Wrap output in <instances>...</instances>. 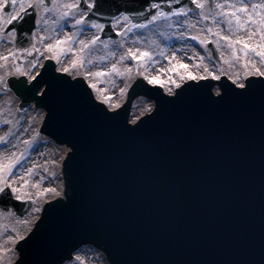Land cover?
I'll list each match as a JSON object with an SVG mask.
<instances>
[{
  "label": "water",
  "instance_id": "95a60500",
  "mask_svg": "<svg viewBox=\"0 0 264 264\" xmlns=\"http://www.w3.org/2000/svg\"><path fill=\"white\" fill-rule=\"evenodd\" d=\"M150 2L100 0L104 15L93 18L105 25L101 38L114 37L110 18L120 12L143 11L150 19ZM185 5L194 6L191 0L161 3L165 11ZM34 27L25 15L21 33L27 35L18 45ZM11 76L18 109L34 99L46 110L41 130L70 148L63 163L66 197L44 204L17 242L14 264H52L69 247L88 244L107 248L109 264H264V77L246 78L242 104L232 89L242 90L226 77L186 80L174 94L136 80L111 112L82 79L54 73L50 63L28 83ZM215 82L223 95L218 104L202 95L207 89L215 99ZM139 96L154 106L130 124ZM8 192L0 209L26 214L30 203Z\"/></svg>",
  "mask_w": 264,
  "mask_h": 264
},
{
  "label": "rangeland",
  "instance_id": "374dc122",
  "mask_svg": "<svg viewBox=\"0 0 264 264\" xmlns=\"http://www.w3.org/2000/svg\"><path fill=\"white\" fill-rule=\"evenodd\" d=\"M3 2L4 0H0V3ZM202 3V8H197L194 4L185 15L172 16L167 20L160 19L146 28L133 29L134 32L129 38L123 32L118 42L113 43L112 39L98 40L82 52L79 51L82 47L80 41L87 43L98 32L81 31L80 36L75 32V39L66 45L67 48L69 46L73 48L68 57L71 61L79 59L78 63H83L86 67L85 73L93 75L85 76L74 72V76H82L94 99L110 110L125 100L128 87L137 77L158 78L162 81L158 85L166 93H173L175 85L171 81L181 83L180 77L185 73L184 68L178 67L180 64H187V71L198 77L211 78L209 72L204 70L208 67L210 72L219 77L224 75L230 81L239 78L235 84L237 86L239 83H244L249 76L258 77L257 70L264 72V60L255 55V52L264 50L261 47L264 45V23L261 22L264 20V7H261L264 5V0H212L211 3L202 0ZM217 4H221V7L217 8ZM241 7L245 8V11L237 12L236 10ZM234 13L239 15L243 27L237 26ZM205 16L207 19H204ZM5 20L6 17L0 9V24ZM121 27L123 31V25ZM209 28L211 32L208 31ZM181 33L182 38L179 35ZM193 36L198 39L193 40ZM225 36L230 39H223ZM199 39L213 45L216 51L215 58L207 43L201 45ZM105 41H108L107 46ZM229 43H233L236 49V58L232 57ZM245 44L249 45V48L241 51ZM129 50L136 56H140L141 52H149L151 60L148 57L133 60ZM161 51L164 52L163 56L160 55ZM28 52H31L30 49ZM28 52L27 57L30 56ZM7 54L10 56L7 57ZM0 57H6L0 59V78H2L0 137L3 138L0 140V186L9 185L10 192L11 186L17 187L27 194L23 201L30 203L28 211L23 216L16 215L12 209L7 211L0 209V264H14L17 259L16 243L32 230L43 205L47 201L60 198L55 197L53 193L44 192L45 188L58 190L60 173L57 167L58 156L50 154L48 140L40 138L37 134L40 108L29 110L25 114L20 113L17 107L20 99L5 85L6 78L11 75L22 74L30 77L36 68L25 75L24 66L29 67L32 63L27 62V57L16 62L18 54L13 48L12 37L6 35L3 30H0ZM113 65L116 66V71H112ZM98 71H102L104 75H94ZM91 84H95V88L90 87ZM169 89H172L171 93ZM151 109L149 100L143 97L136 98L130 109L129 122L135 121ZM27 136L31 138L25 140ZM34 149L35 153L37 149L41 153L38 154L36 165L29 166L30 163H26L25 160L30 157ZM18 157L22 159L17 160ZM13 161L16 163L12 164L11 171H8L5 166ZM100 253L101 251L92 245H83L73 252L72 256L79 255L83 264H109L106 257L98 255Z\"/></svg>",
  "mask_w": 264,
  "mask_h": 264
},
{
  "label": "snow or ice",
  "instance_id": "6c2138e0",
  "mask_svg": "<svg viewBox=\"0 0 264 264\" xmlns=\"http://www.w3.org/2000/svg\"><path fill=\"white\" fill-rule=\"evenodd\" d=\"M17 2H18V0H11L12 11H9L8 0H4L3 3H0V9L8 12L9 18L6 21V24L7 25H15L14 27L11 28V31L9 32L7 30V28L4 27L3 24H0V30H4L6 32V34H9V35L21 33V29H22V25H23V21L25 18V12L26 11L31 10L30 14L34 18V23L39 24L40 23V11L41 10L43 12H49V11L55 10L59 6L58 0H19V9L16 10ZM99 2H100V0H75V2H73V3H65L63 5L65 10L60 14V16L58 17V20L53 21V23H58L60 20L66 21V18H67V19H70L72 21V25H71L72 27L83 24V25L90 26L91 28L97 29L99 31H103L105 25L103 23H101L98 19L93 18V17H99V16L104 15L103 11L99 7ZM162 2H163V0H161V2H155V0H151V2L148 4L147 9H145V10L149 11V13L151 15V19H148L146 16H144L143 11L139 12V13L120 12L118 17H111L110 18L112 20L113 27H115L116 25H119L121 23V21H124L125 23L123 24V32H124V35L126 36V35H128V33H131L133 31V29H143V28H146L149 24H152L153 22H155L157 20H160V19L167 20L169 17H172V16H182V15H185L187 12L190 11V9L187 7V5H185L184 7L171 8V10L165 11L164 8L161 7ZM172 2H173V0H167V3L169 5H171ZM176 2L178 3L179 0H176ZM191 2L193 4H195L197 8L203 7L202 0H191ZM25 4H27V7H25ZM85 4L87 5V7L83 6ZM216 7L220 8L221 4H217ZM253 7H257V5H253ZM261 7H264V5H261ZM151 9L156 10L154 14L151 13ZM236 11L237 12H243V11H245V8L241 7L239 9H237ZM202 15H203V13H202ZM216 15L222 16L223 13H216ZM234 15H235V13H234ZM132 16H140V17H143V19L140 22H134L132 20ZM86 17L88 19H86ZM204 19H207V17L205 16ZM235 19L237 22V26L243 27V24L240 22L239 15H235ZM249 19H251V16H249ZM261 22L264 23V20H262ZM44 23H48V21L45 20ZM228 23H229V26L231 27V21L230 20L228 21ZM77 31H79V30H77ZM208 31L211 32L212 30L209 28ZM24 34L27 35V33H24ZM32 35L33 36L35 35V29L32 30ZM179 35L181 36V38L183 37L182 33ZM74 39H75V34L69 35L67 37V40H74ZM192 39L197 40L198 37L193 36ZM223 39L229 40L230 38L225 36V37H223ZM98 40H99V36L93 35L92 39L90 41H88L87 43H85L84 41H80V44L82 45V47L79 51L82 52L84 49H87L89 47V45L95 44ZM112 42L115 43V41H112ZM60 43H61V41L57 40L56 44H48V45H46V47L49 51H52ZM104 43H105V46H107L108 41H105ZM121 43H123V41H121ZM199 43L201 45H205L207 42L203 39H199ZM228 46L230 48H232V57L236 58V49L233 46V43H229ZM261 47H262V49H264V45H262ZM248 48H249V45L245 44L244 48L241 49V51H245ZM23 51L28 52V50H26V49H24ZM32 51H36V49L33 48ZM253 51L255 52L254 47H253ZM28 54L31 55V52H28ZM129 54L132 55L133 60H139L143 57H148L149 60H151V54L149 52H146V51L141 52L140 56H136V55L132 54L131 50H129ZM245 54H247V53H245ZM160 55L163 56L164 52L161 51ZM255 55L261 57L262 60H264V50H262L260 52H255ZM52 58L55 59L56 57L54 56ZM0 59H6V57H0ZM122 59H123V57H122ZM78 62H80L79 59H73L72 60V67H75ZM151 62L155 63V61H151ZM89 63H91V62L89 61ZM35 66H36L35 62H33L31 64V68L34 70ZM178 67L185 69L184 75H182L180 77L181 83L184 82L185 80L198 81L200 79H206L207 78V77H198L195 74H193L192 72L187 71V69H188L187 64H180V65H178ZM245 67H246V65H245ZM204 70H205V72H209V76L212 79H219V76L210 72L208 67H205ZM17 71H19V69H17ZM63 71L65 73H67L69 71V69L67 67H65V68H63ZM112 71H116L115 65L112 66ZM88 75H93V74L85 73V76H88ZM94 75L102 76V75H104V73L102 71H98V72L94 73ZM257 75L264 76V72L257 70ZM33 79H36V78L34 77ZM144 79L147 80V83L150 85H158V84L162 83V81L160 79L155 78V77L145 76ZM230 79H231V77H230ZM238 79L239 78L233 79V81H232L233 84H237ZM0 80H2V78H0ZM171 83H173L176 88H178V89L181 88V83H177L176 81H171ZM19 84L21 87H23L24 82L21 80V81H19ZM89 86L95 88V84H91ZM185 86H187V85H185ZM197 87H198V85H197ZM238 87L242 91L236 92L235 89H232V92L234 94L235 101L237 103L242 104L246 101L245 93L247 92L250 85L247 84L246 82H244V83H239ZM121 91L123 92V89H121ZM227 91L228 90L225 89L224 93L227 94ZM171 92H172V89H169V93H171ZM179 95H180L179 92L175 93L174 99H175V97H178ZM202 95L206 98V100L209 103H212V104H218L223 99V95H221L220 92H217L216 98L213 99V97L208 93L207 89H204L202 91ZM0 140H3V138L0 137ZM18 159H22V157H18L17 160ZM14 163H16V161H13L9 165L5 166L6 169L8 171H11L12 164H14ZM29 171H31V170L29 169ZM8 188H9V185L0 186V196H8L9 195ZM44 192L46 194L47 193H53L55 197H61L63 195V193L61 191H57L55 188H45ZM11 195L14 196L16 200L23 201L26 198L27 194L21 192L17 187L11 186ZM37 195H39V193H37ZM36 211H40V209H36ZM30 238L31 237H29V239ZM97 247L102 248L103 252L108 251L107 248H103V245L97 244ZM75 250L76 249L74 247H69L62 255H59L58 257H56L52 261V264H83V261L81 260V257L79 255H76L75 257H73L71 255V253ZM103 252L98 254V255L103 256Z\"/></svg>",
  "mask_w": 264,
  "mask_h": 264
},
{
  "label": "flooded vegetation",
  "instance_id": "af4514ba",
  "mask_svg": "<svg viewBox=\"0 0 264 264\" xmlns=\"http://www.w3.org/2000/svg\"><path fill=\"white\" fill-rule=\"evenodd\" d=\"M75 2V0H58V4L59 6L53 10V11H49V12H43L42 10L40 11V23L39 24H35V35L31 34L28 36L26 43L23 46H20L17 44V42H19L22 39V36L24 35L25 32L21 33L20 36H17V34H12V40L13 42V48L15 49V51L18 54L17 57V61L16 62H20V59H24L26 58V51H23L24 49L28 50L30 49L31 51V55L29 57H27V62L28 63H33L35 62V65H37L38 62L39 65L36 67L35 66V71L40 70L45 61L51 62L53 65V71L54 73H60L63 76L69 77L70 79H74V78H83L82 76H74V72H79L80 74H85L86 72V67L83 63H77V65L75 67H72V61L69 59V53L73 50V48L71 46H69L68 48L66 47L67 43L71 40H67V37L69 35L75 34V32H78V35H82L81 31H91V32H98L96 35L99 36V40L104 41L101 39V35L102 32L104 31H99L97 29L91 28L90 26L87 25H78L75 27H72V21L70 19L66 18L65 20H60L58 23H53V21H57L58 17L60 16V14L65 10L63 5L65 3H73ZM8 4H9V11H12L11 8V0H8ZM84 7H87V5H83ZM25 7H27V4H25ZM19 9V0L17 2L16 5V10ZM1 12H3L4 16L6 17V20L4 21L3 25L5 28H7L9 25L6 24L8 17V12L4 11L1 9ZM30 12L26 11L25 15L27 17L30 16ZM118 17V16H117ZM86 19H88L86 17ZM47 20L48 23H44V21ZM101 22V21H100ZM103 23V22H101ZM124 21H121V23L119 25H116L115 27H113V24L111 22V28H112V32L114 33V37H112V40H114L115 42H118L121 40L123 31H122V25L124 24ZM104 24V23H103ZM63 25V26H62ZM79 30V31H77ZM9 32L11 30H8ZM3 32L6 34V32L3 30ZM134 31H132L131 33H128L127 37H131ZM8 35V34H6ZM80 39V37H79ZM57 40H60L61 43L59 45L56 46V48H54L52 51H49L46 47V45L48 44H56ZM110 40V39H108ZM35 48L36 51H32V49ZM10 55L7 54V57H9ZM56 57L55 59H53L52 57ZM67 67L69 69V71L67 73H65L63 71V68ZM25 68V75L30 72L31 70H33L31 68V66L26 67ZM34 71V72H35ZM33 72V73H34ZM32 73V74H33ZM22 75V74H21ZM31 76H34L31 75ZM26 78H29L27 76H25Z\"/></svg>",
  "mask_w": 264,
  "mask_h": 264
},
{
  "label": "bare ground",
  "instance_id": "6f19581e",
  "mask_svg": "<svg viewBox=\"0 0 264 264\" xmlns=\"http://www.w3.org/2000/svg\"><path fill=\"white\" fill-rule=\"evenodd\" d=\"M21 41V40H20ZM39 71V70H38ZM38 71L36 70L33 74L35 75L36 73H38ZM32 74V75H33ZM20 78H22V76H18ZM32 76H30L28 79L25 78L24 82L26 81V83L29 82L30 78ZM6 86L8 87V89H11L12 88V91L14 90L15 91H18L15 86L12 84L11 82V78H7L6 79ZM164 90V89H163ZM213 90V93L216 95L217 92H219V88H218V85H217V82L214 83V86L212 88ZM165 91V90H164ZM19 92V91H18ZM42 92V88L39 89V91L36 92L35 96H38L41 94ZM22 96V95H21ZM149 103H150V106L153 107L154 106V103L153 101L149 100ZM121 105V104H120ZM119 105V106H120ZM118 107V106H117ZM116 107V108H117ZM36 108H40L39 110V115H38V118H39V121H38V124L36 126V129L38 130L39 129V133L37 132V134L39 135L40 138L42 139H47L48 140V146H49V151H50V154L51 155H54L56 154L58 157H57V167H58V172L60 173V182H59V185H58V190L57 191H61L63 193L62 197L58 198V199H64L66 197V186H65V182H66V177L63 175V163H64V160L65 158L67 157L69 151H70V148L63 144V145H59L57 144L51 137H49L48 135H46L45 133L41 132L40 130V126L43 122V118L45 117V114H46V110L44 108H41L38 106V103L32 99V101L30 102V104L27 105V107H25L24 109L22 110H19L20 113H26L27 111L29 110H33V109H36ZM114 108V109H116ZM150 112V111H149ZM147 112V113H149ZM139 118V117H138ZM137 118V119H138ZM136 119V120H137ZM129 120V119H128ZM135 120V121H136ZM135 121L133 122H130V124H133ZM28 137V138H27ZM25 138V140H29V138H31L30 136H27ZM1 147V146H0ZM4 147V146H2ZM41 153V151H39L37 149L36 153H35V149L33 150L32 154L30 155V157L25 160L26 163H30L28 164L29 166H32V165H36V162H37V158L39 157L38 154ZM26 167V166H25ZM37 221V220H36ZM36 223V222H35ZM33 229V228H32ZM101 251V249H99ZM102 253V251H101ZM17 256H18V253H17ZM103 257L105 258V255L103 254ZM19 258V256L17 257V259ZM16 259V260H17ZM106 259V258H105Z\"/></svg>",
  "mask_w": 264,
  "mask_h": 264
}]
</instances>
